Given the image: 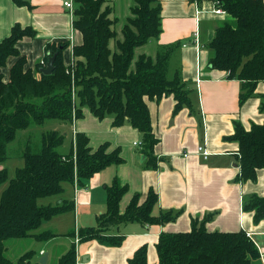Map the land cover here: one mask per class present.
Returning <instances> with one entry per match:
<instances>
[{
  "label": "trees",
  "instance_id": "trees-1",
  "mask_svg": "<svg viewBox=\"0 0 264 264\" xmlns=\"http://www.w3.org/2000/svg\"><path fill=\"white\" fill-rule=\"evenodd\" d=\"M134 1L133 17L123 26V40L117 42L115 49L110 44L116 34L112 4L108 0H74L72 25L81 34V41L72 45L73 61L69 65L63 61L68 42H49L35 65L38 76L26 66V58L17 48L23 37L35 36L32 27L15 23L9 35L0 40V163L7 157L6 145L18 130L48 119L72 123L83 117V108L87 107L98 119L111 116L113 126L128 122L136 128L141 134L140 151L145 155V166L156 167L154 146L158 138L152 129L147 100L158 101L172 94L174 113L191 102L180 73L167 75L168 59L178 43L159 49L155 61L140 56L135 68L130 69L134 47L161 32L160 0ZM214 1L227 18L218 22L207 44L208 64L241 81L242 103L264 81V0ZM13 2L31 7L30 0ZM54 54L52 73L43 75L39 69ZM11 56L16 59L5 79L1 69ZM261 99L264 108V93ZM64 136L58 130L42 133L37 151L26 144L21 153L23 165L15 169L13 177L8 179L7 169L0 168V184L8 179L0 195V264H14L5 255L6 240L52 238L56 236L54 232L38 231L41 224L74 211L72 199L46 204H40L39 199L59 197L64 184L76 181V185H84L106 166L123 162L120 147L108 151L109 143L103 142L91 149L89 137L82 131L73 133L69 150L61 152L58 148ZM228 138L238 143L237 180L256 181L257 170L264 168V123H252L248 130L238 123ZM105 189L106 210L96 216L95 226L66 233L73 242L58 257L57 264H76L75 237L78 242L95 240L102 245L119 246L125 236L116 229L123 224H165L174 219L172 212L152 213L158 199L153 188L142 201L135 193L122 213L119 202L127 185L114 177ZM242 209L252 211L253 221L258 222L264 216V195L243 196ZM211 214L193 218L187 231H161L155 244L158 264H252L259 259V250L244 229H207ZM35 253L33 249L24 252L16 264H38L31 263ZM128 264H147L145 244L135 250Z\"/></svg>",
  "mask_w": 264,
  "mask_h": 264
},
{
  "label": "crops",
  "instance_id": "crops-1",
  "mask_svg": "<svg viewBox=\"0 0 264 264\" xmlns=\"http://www.w3.org/2000/svg\"><path fill=\"white\" fill-rule=\"evenodd\" d=\"M113 6L115 38L112 48L123 40L122 28L133 17L134 0H108ZM161 32L147 42L135 46L130 69L140 56L155 61L157 51L178 43L167 62V75L178 71L184 87L189 91L190 106H182L173 112L175 99L172 94L161 99L147 100L151 125L158 142L154 146L156 167L145 166V155L134 141H141V134L128 122L112 125V117L98 119L89 108H83V117L72 122V134L82 131L89 137V147L95 149L103 142L109 143L108 151L120 147L122 134L129 137L124 149L123 162L111 164L96 172L84 185L64 184L61 196L48 202L63 199L74 200V211L56 215L42 223L40 231L50 230L56 236L34 242L36 252L31 263L47 253L46 264H54L71 245L73 239L66 235L71 229L95 226L96 216L106 210V185L118 177L128 189L119 202L122 213L135 193L144 200L148 190L157 193L152 213L172 212L174 219L165 224L143 225L126 223L116 230L123 234L119 246H106L95 240L76 244V264H128L135 250L147 246V264H158L155 244L161 231H187L193 218L209 215V230L236 231L244 229L257 246L260 257L254 264H264V216L253 221V212L242 209V198L248 194L264 195V168L257 170L256 181H238V143L229 139L236 124L246 130L252 123H264L261 94L264 81L258 83L253 93L239 102L241 81L229 78L224 70L208 64L212 39L218 22L226 14L213 11L214 0H160ZM31 7L19 6L13 0H0V40L8 36L15 23L30 26L35 36L23 37L17 44L26 66L33 70L44 54L47 43L68 42L63 51V61H73L72 45L81 41V34L73 28L72 13L61 0H30ZM198 32L197 40L194 32ZM11 56L1 69L8 77L9 68L15 61ZM91 123V124H90ZM104 124V125H103ZM103 125L104 127H102ZM131 141V142H130ZM202 145L206 158L197 150ZM121 152V150H120ZM115 230V231H116ZM39 264V263H38Z\"/></svg>",
  "mask_w": 264,
  "mask_h": 264
},
{
  "label": "rangeland",
  "instance_id": "rangeland-1",
  "mask_svg": "<svg viewBox=\"0 0 264 264\" xmlns=\"http://www.w3.org/2000/svg\"><path fill=\"white\" fill-rule=\"evenodd\" d=\"M108 117L111 116L107 115L104 118H108ZM103 119L102 121H104ZM103 125L101 126L104 127ZM49 130H58L61 134H64L65 136L63 143L58 148V150L61 152H67L69 150V147L71 145V138H72V123L61 122L55 119H48L44 121L42 124L31 123L27 128L18 130L16 132L14 139L6 145L7 157L3 162L0 163V168L7 169L8 179L14 176V171L17 167L23 165V159L21 158V153L25 145L28 144L33 151H37L40 146V139L42 133ZM120 138L122 139L120 143V149H121V154H123L124 149L129 144V137L124 133ZM8 179L7 181L0 184V195L2 191L6 188L8 184ZM51 198L52 197L41 198L39 199V203L46 204ZM43 223H45V221ZM40 241L44 242L43 240ZM34 242H36V240L31 238L8 239L5 241V247H6L5 255L10 260H12L14 264H16L21 254L33 248L32 244ZM254 262H252V264H254ZM54 264H56V261L54 262Z\"/></svg>",
  "mask_w": 264,
  "mask_h": 264
},
{
  "label": "built area",
  "instance_id": "built-area-1",
  "mask_svg": "<svg viewBox=\"0 0 264 264\" xmlns=\"http://www.w3.org/2000/svg\"><path fill=\"white\" fill-rule=\"evenodd\" d=\"M61 1H62L63 6H65L68 9V11L70 13H72V18H73L74 0H61ZM214 4H215V7H214L213 11L215 13H218V14H224V10H223V8L218 6V2L214 1ZM193 35H194V39L197 40L198 32L195 31ZM70 71L72 72V70H70ZM73 133H75V132H73ZM133 144L137 145L140 148H141V145H142L141 141H134ZM197 150L203 155L204 158L207 157L208 151L202 145L198 146ZM75 185H76V181H75ZM75 242H76V244L78 243V238L77 237H75Z\"/></svg>",
  "mask_w": 264,
  "mask_h": 264
},
{
  "label": "water",
  "instance_id": "water-1",
  "mask_svg": "<svg viewBox=\"0 0 264 264\" xmlns=\"http://www.w3.org/2000/svg\"><path fill=\"white\" fill-rule=\"evenodd\" d=\"M54 60H55V54L49 56L45 66L41 67L39 69V72L42 73L43 75L51 74L53 69H54ZM46 261H47V253H44L43 255H41V257H39L38 263L39 264H46Z\"/></svg>",
  "mask_w": 264,
  "mask_h": 264
}]
</instances>
